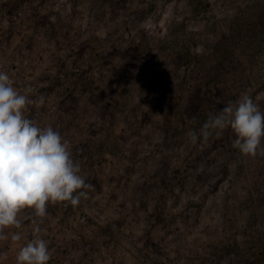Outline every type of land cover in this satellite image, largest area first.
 <instances>
[{"label": "rangeland", "instance_id": "rangeland-1", "mask_svg": "<svg viewBox=\"0 0 264 264\" xmlns=\"http://www.w3.org/2000/svg\"><path fill=\"white\" fill-rule=\"evenodd\" d=\"M0 2L34 7L4 33L42 84L25 110L90 185L38 216L61 258L73 223L71 264H264V155L201 135L244 94L264 111V0Z\"/></svg>", "mask_w": 264, "mask_h": 264}, {"label": "clouds", "instance_id": "clouds-1", "mask_svg": "<svg viewBox=\"0 0 264 264\" xmlns=\"http://www.w3.org/2000/svg\"><path fill=\"white\" fill-rule=\"evenodd\" d=\"M31 102L14 87L10 76L0 71V230L18 227V214L25 208L43 217L48 202L77 205L87 195L84 189L90 187L61 134L25 116ZM226 128L232 130V146L241 155H264V111L258 99L244 94L230 102L209 116L201 135H218ZM189 135L193 142L198 138L195 132ZM21 238L20 233L11 237L13 241ZM50 259L48 242L38 235L16 254V264H48Z\"/></svg>", "mask_w": 264, "mask_h": 264}, {"label": "crops", "instance_id": "crops-1", "mask_svg": "<svg viewBox=\"0 0 264 264\" xmlns=\"http://www.w3.org/2000/svg\"><path fill=\"white\" fill-rule=\"evenodd\" d=\"M7 32V31H6ZM27 117L31 120L35 121L38 118V116L33 115L31 112H27ZM54 209V208H53ZM51 210L50 208H46V213H53L54 210ZM18 219L20 221L19 226H12L7 227L2 230H0V264H16V254L19 251V249L26 244L29 240L35 238L37 235L41 238L44 236V239L48 242V247L51 254V259L48 262V264H55L60 262H63V264H71L74 262L72 259H74V256L71 255V246L73 239L76 237L71 235V232L77 231L75 224H63V231L64 236H66V243L65 246H63V254L62 258L61 256L56 253L59 251H56V248L59 247V243L55 242V229H53L54 224L45 225L43 223H39L38 215H36L35 210L32 208H25L18 214ZM37 229L39 230L37 232ZM79 235L80 231L78 230ZM55 232V233H54ZM20 233L22 238L20 241H13L11 239L12 235ZM73 238V239H72ZM56 243V244H55ZM58 255V257H56ZM77 255H80L77 254ZM81 256V255H80ZM115 256V255H114ZM60 258V259H59ZM118 260L117 257H105L104 263H111L116 262Z\"/></svg>", "mask_w": 264, "mask_h": 264}, {"label": "built area", "instance_id": "built-area-1", "mask_svg": "<svg viewBox=\"0 0 264 264\" xmlns=\"http://www.w3.org/2000/svg\"><path fill=\"white\" fill-rule=\"evenodd\" d=\"M34 11L33 5L28 3L20 4L12 12H9L3 5V2H0V71L6 72L10 76L14 87L19 92L28 95L30 100L31 98L34 99L36 96L42 95V84L30 73L26 72V68H24L18 54L12 55L9 52L7 42L4 41V33L11 26L19 29L24 24V21L28 20V17L34 15ZM28 89H31V91L28 92ZM42 100L47 101L48 96L43 95ZM24 114L27 117L26 110ZM65 206H68V202H65Z\"/></svg>", "mask_w": 264, "mask_h": 264}]
</instances>
